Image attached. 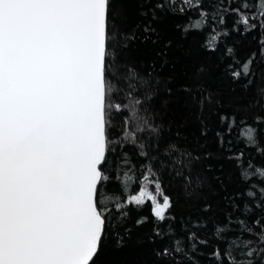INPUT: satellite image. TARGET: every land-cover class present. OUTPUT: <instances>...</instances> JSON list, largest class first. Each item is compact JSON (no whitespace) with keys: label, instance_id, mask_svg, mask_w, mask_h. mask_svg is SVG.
Segmentation results:
<instances>
[{"label":"snow or ice","instance_id":"snow-or-ice-1","mask_svg":"<svg viewBox=\"0 0 264 264\" xmlns=\"http://www.w3.org/2000/svg\"><path fill=\"white\" fill-rule=\"evenodd\" d=\"M115 4L0 0V264H95L106 236L114 234L117 244L122 240L113 232V217L123 222L129 205L139 210L147 202L155 235L171 244L155 251L161 264H200L197 256L208 264H264V163H254L256 157L264 160L258 138L264 129L246 121H240L237 142L256 155L247 160L244 152L227 157L246 187L227 198L231 210L223 221H211L210 230L208 220L189 218L181 223L185 235H176L175 217L169 214L173 201L154 178L151 163L141 166L145 174L135 194L122 200L105 196L114 179L122 189L137 182L131 169L120 172L131 163L125 143L148 157L123 118L141 104L129 83L138 73L121 63L123 53L137 40L157 43L156 21L170 14L188 16L180 30L187 34L208 28L204 47L210 51L232 33L257 32L258 51L243 62L234 47L225 46L222 54L233 61L228 70L234 79L247 77L257 56L264 58V0H217L211 9L204 7L205 0H138L144 22L134 31L117 30L115 18L121 12ZM117 35L123 44L110 39ZM114 47L118 53L110 51ZM139 83L143 87L149 81L140 77ZM221 121L227 122L228 134L237 125L235 117ZM142 123L139 132L158 131ZM254 124H264V117L257 115ZM218 136L223 146L224 137ZM165 155L175 179L203 186L193 172L199 157L175 145ZM113 160L118 161L115 175L110 172ZM108 200L114 201L111 206ZM209 209L206 205L203 211ZM147 221L142 217L136 223Z\"/></svg>","mask_w":264,"mask_h":264},{"label":"trees","instance_id":"trees-1","mask_svg":"<svg viewBox=\"0 0 264 264\" xmlns=\"http://www.w3.org/2000/svg\"><path fill=\"white\" fill-rule=\"evenodd\" d=\"M216 2L205 0L204 7L211 9ZM115 6L121 12L115 18L117 30L134 31V26L144 22V18L138 15V0H116ZM227 21L231 25L232 16H228ZM187 22L188 16L172 14L156 21L154 27L159 41L153 43L148 40L145 43L137 40L131 46V51H125L120 57L123 65L134 68L138 73L137 80L129 83L134 85V98L141 101L135 108V114L129 109L123 118L129 121L127 130L136 132L137 143L144 144L148 157L139 156L136 146L125 143L123 151L127 152L131 163L123 166L120 172L131 169L129 174L134 175L137 182L132 183L130 188L122 189L120 181L114 179L106 186L105 192V196L115 195L121 200L135 194L145 174L141 166L151 163L156 172L154 178L160 179L165 194L173 201L169 214L175 217L177 236L185 235L181 231V223L189 218L208 220L209 230L211 221H223L225 214L231 210L227 198L246 187L240 180L235 163L227 157L244 152L247 160L256 155L254 149L246 147L242 141L237 142L240 121L264 129V124H254L257 115L264 117V58L258 55L250 74L234 79L228 70L233 61L222 55L225 46L234 47L237 58L243 62L252 52L258 51L257 32L244 36L232 33L224 38L216 51H210L204 47L209 29L185 34L180 29ZM110 39L124 43L119 35ZM110 51L118 53L119 49L114 47ZM122 72L124 76L127 75L126 69H122ZM140 77L149 83L142 87ZM225 116L235 117L237 121L231 134L227 132V122L221 121V117ZM143 121L158 131L154 133L146 128L139 132L137 128L144 126ZM218 134L224 137L223 146ZM258 138L264 145V132H259ZM169 145H175L182 153L199 157L194 162L193 172L202 178V187L195 183L185 185L171 175V169L167 166L170 158L165 155ZM153 157L156 159L153 160ZM117 163V160L112 161L110 172L113 175ZM254 163L261 164L264 160L256 157ZM106 202L111 206L114 201ZM206 205H210L207 212L203 211ZM127 211L125 221L120 222L116 217L111 221L115 226L113 232L118 231L122 237L121 242L117 244L114 234L106 236L95 264H161L154 253L171 244L167 237L161 239L155 235L150 202L139 210L129 205ZM142 217H147L148 221L137 224L136 221ZM196 259L200 264H208L205 257L197 256Z\"/></svg>","mask_w":264,"mask_h":264}]
</instances>
